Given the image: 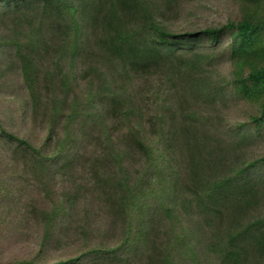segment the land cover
Masks as SVG:
<instances>
[{"label": "trees", "instance_id": "trees-1", "mask_svg": "<svg viewBox=\"0 0 264 264\" xmlns=\"http://www.w3.org/2000/svg\"><path fill=\"white\" fill-rule=\"evenodd\" d=\"M202 1L0 0V264H264V0Z\"/></svg>", "mask_w": 264, "mask_h": 264}, {"label": "rangeland", "instance_id": "rangeland-1", "mask_svg": "<svg viewBox=\"0 0 264 264\" xmlns=\"http://www.w3.org/2000/svg\"><path fill=\"white\" fill-rule=\"evenodd\" d=\"M202 2L206 3H193L190 5V8L192 9V15L190 16L189 24H193L195 27L205 26L207 24L218 25L219 23L223 22L225 18L228 17V15L232 14L230 4L223 0H205ZM185 10L187 11L188 7L185 8ZM19 127L20 123L16 122L14 128Z\"/></svg>", "mask_w": 264, "mask_h": 264}]
</instances>
